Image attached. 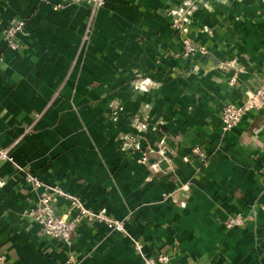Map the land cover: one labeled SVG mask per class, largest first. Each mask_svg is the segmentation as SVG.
Here are the masks:
<instances>
[{
    "label": "crops",
    "instance_id": "0c3cea01",
    "mask_svg": "<svg viewBox=\"0 0 264 264\" xmlns=\"http://www.w3.org/2000/svg\"><path fill=\"white\" fill-rule=\"evenodd\" d=\"M169 14L203 53L184 55ZM90 15L0 0L4 27L24 23L16 49L0 31V149L126 233L81 221L67 243L45 236L39 190L0 158L5 264H142L132 238L167 264H264V105L220 119L264 77V0H105Z\"/></svg>",
    "mask_w": 264,
    "mask_h": 264
},
{
    "label": "built area",
    "instance_id": "2783aa9c",
    "mask_svg": "<svg viewBox=\"0 0 264 264\" xmlns=\"http://www.w3.org/2000/svg\"><path fill=\"white\" fill-rule=\"evenodd\" d=\"M87 3L90 14H95L96 10L104 5L105 0H80ZM173 14V13H172ZM90 15V16H91ZM23 22L4 27L0 21V31L3 33L7 46L10 49L18 47L15 35L23 29ZM171 26L177 30L182 36L183 53L190 55L194 53H203L205 47L195 44L191 38L186 34L188 27L179 17L172 16ZM264 105V77L257 88L249 92L246 97L239 104H226L221 110V124L223 130H229L239 123L243 114L250 110H256ZM194 153L204 158V155L193 148ZM0 158L7 159L14 163L17 170L23 173L24 180L33 185L39 190L36 205L29 211L34 221H37L42 233L45 236L54 238L55 240L67 243L71 239L72 232L75 226L81 222L86 221L88 224H105L110 230L117 233H126L124 221L114 218L108 213L105 208L92 209L84 204V202L76 195L67 192L55 184L43 182L35 175L26 172L22 166L15 163L12 157L8 155L6 150L0 149ZM264 162V151L262 152ZM64 198L68 204L62 210L56 207L58 198ZM243 217L240 214L232 216L226 222L227 227L240 226L243 224ZM134 249L139 254L142 264H167L169 257L167 254H148L143 249V243L137 239L132 238ZM0 264H5V256L0 253Z\"/></svg>",
    "mask_w": 264,
    "mask_h": 264
},
{
    "label": "rangeland",
    "instance_id": "374dc122",
    "mask_svg": "<svg viewBox=\"0 0 264 264\" xmlns=\"http://www.w3.org/2000/svg\"><path fill=\"white\" fill-rule=\"evenodd\" d=\"M172 12V11H171ZM170 15V17L172 18V15L171 14H169ZM187 35H188V37H190V35H189V27H188V31H187V33H186Z\"/></svg>",
    "mask_w": 264,
    "mask_h": 264
}]
</instances>
